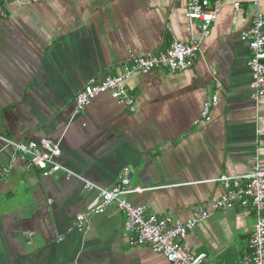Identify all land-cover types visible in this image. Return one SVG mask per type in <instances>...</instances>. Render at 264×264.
<instances>
[{
	"label": "crops",
	"instance_id": "crops-1",
	"mask_svg": "<svg viewBox=\"0 0 264 264\" xmlns=\"http://www.w3.org/2000/svg\"><path fill=\"white\" fill-rule=\"evenodd\" d=\"M217 1L218 19L188 70L132 76L135 113L102 95L81 114L73 100L90 78L116 75L131 56L165 51L174 40L201 39L184 17L188 0L11 3L0 25V133L59 142L60 163L88 182L108 189L125 175L146 189L130 197L134 205L188 220L224 193L221 175L264 165V102L250 98L251 54L240 39L254 14H264V0ZM214 95L211 120L194 124ZM12 157L0 142V166ZM65 176L44 177L17 160L0 182V264H169L149 247L127 246L115 206L78 233L75 217L94 193ZM254 226L249 208L215 212L190 232L192 251L207 254L204 264H247Z\"/></svg>",
	"mask_w": 264,
	"mask_h": 264
},
{
	"label": "built area",
	"instance_id": "built-area-1",
	"mask_svg": "<svg viewBox=\"0 0 264 264\" xmlns=\"http://www.w3.org/2000/svg\"><path fill=\"white\" fill-rule=\"evenodd\" d=\"M14 2L20 3L21 0H0V25L7 18V7ZM219 4L218 1L212 4L210 0H188L184 17L201 39H193L188 44L174 40L165 51L131 56L116 75L101 73L90 78L74 97L76 114L85 112L102 95H108L113 101L123 104L131 113H135V101L129 93L128 80L134 75H146L154 71L178 73L188 70L200 54L202 39L210 35L213 23L218 19ZM233 7L236 14L239 4L235 3ZM240 39L250 50L251 56L247 63L251 78L250 98L257 107L264 102L263 13L257 11L254 14L251 26L241 33ZM218 104V96H212L203 104L194 124L209 122L210 112ZM0 142L3 149L13 152L9 164L0 166V182L10 176L15 162L21 160L29 167L41 170L44 177L63 172L67 181L77 180L84 191L94 193V198L85 212L75 217L74 229L78 233L85 234L88 231L92 216L104 214L108 207L115 206L125 218L123 237L128 247H149L153 253L164 256L169 264H204L207 254L192 251L190 232L213 213L241 206L249 208L255 217V226L247 242L250 252L247 264H264V165L258 160L245 174L221 175L216 181L221 184L224 193L206 206L196 208L188 220L181 221L170 213L158 217L149 212L148 205H134L130 197L141 194L146 189L133 186L125 175H120L112 187L105 189L65 168L60 163L62 148L59 142L46 139L24 142L9 139L1 133Z\"/></svg>",
	"mask_w": 264,
	"mask_h": 264
}]
</instances>
